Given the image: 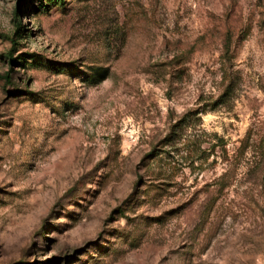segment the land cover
<instances>
[{
    "label": "rangeland",
    "instance_id": "rangeland-1",
    "mask_svg": "<svg viewBox=\"0 0 264 264\" xmlns=\"http://www.w3.org/2000/svg\"><path fill=\"white\" fill-rule=\"evenodd\" d=\"M0 264H264V0H0Z\"/></svg>",
    "mask_w": 264,
    "mask_h": 264
},
{
    "label": "trees",
    "instance_id": "trees-1",
    "mask_svg": "<svg viewBox=\"0 0 264 264\" xmlns=\"http://www.w3.org/2000/svg\"><path fill=\"white\" fill-rule=\"evenodd\" d=\"M12 59H11V56H10V61H11ZM12 62V61H11Z\"/></svg>",
    "mask_w": 264,
    "mask_h": 264
}]
</instances>
